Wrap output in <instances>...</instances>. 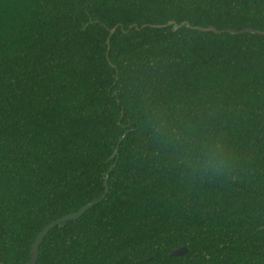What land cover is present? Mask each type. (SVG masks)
Listing matches in <instances>:
<instances>
[{"label":"trees","instance_id":"trees-1","mask_svg":"<svg viewBox=\"0 0 264 264\" xmlns=\"http://www.w3.org/2000/svg\"><path fill=\"white\" fill-rule=\"evenodd\" d=\"M196 26L264 0H0V264L105 180L35 264H264V35Z\"/></svg>","mask_w":264,"mask_h":264},{"label":"water","instance_id":"water-1","mask_svg":"<svg viewBox=\"0 0 264 264\" xmlns=\"http://www.w3.org/2000/svg\"><path fill=\"white\" fill-rule=\"evenodd\" d=\"M174 23L173 21H169L168 24H172ZM184 22H182L181 24H183ZM181 24H177L175 23L174 28L179 27ZM189 25V23H188ZM196 28H199L201 30H213L216 32H224V31H229V32H236V33H242V32H255L258 34H263L264 35V31L263 30H258V29H254V28H244L242 30L239 31H235L233 29H217L214 26H208V27H204V26H196ZM114 31V29H113ZM108 191V184H107V180H105V191L104 193L98 197L97 199H94L90 202H88L87 204L83 205L80 209H78L77 211H74L72 213H69L67 215H64L62 217H59L53 221H51L49 224H47L42 231L39 233V235L37 236V238L35 239L32 248H31V259L25 263L22 264H35L37 262L38 259V255H39V246L40 243L42 242L43 238L45 237V235L49 232V230L51 228H53L55 225H62L64 224L67 220L69 219H76L78 217H80L84 212H86L91 206H93L96 203H99L100 201H102L104 199V197L106 196V193ZM188 251V248L186 246H181L178 247L176 249H174L171 252V255H183Z\"/></svg>","mask_w":264,"mask_h":264},{"label":"clouds","instance_id":"clouds-1","mask_svg":"<svg viewBox=\"0 0 264 264\" xmlns=\"http://www.w3.org/2000/svg\"><path fill=\"white\" fill-rule=\"evenodd\" d=\"M225 161L222 150L213 144L205 145L198 157V166L205 171L212 172L222 168Z\"/></svg>","mask_w":264,"mask_h":264}]
</instances>
